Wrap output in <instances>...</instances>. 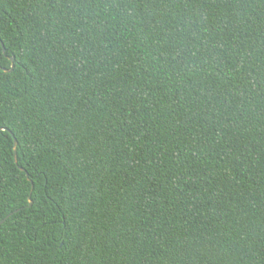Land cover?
I'll use <instances>...</instances> for the list:
<instances>
[{
	"label": "trees",
	"instance_id": "1",
	"mask_svg": "<svg viewBox=\"0 0 264 264\" xmlns=\"http://www.w3.org/2000/svg\"><path fill=\"white\" fill-rule=\"evenodd\" d=\"M0 127V264H264V0H0Z\"/></svg>",
	"mask_w": 264,
	"mask_h": 264
},
{
	"label": "water",
	"instance_id": "2",
	"mask_svg": "<svg viewBox=\"0 0 264 264\" xmlns=\"http://www.w3.org/2000/svg\"><path fill=\"white\" fill-rule=\"evenodd\" d=\"M2 44H3V42H2ZM3 47H4V45H3ZM5 50H6V49H5V47H4V51H5ZM10 59H11V61H12V66H11V68H9V69L4 68V70L7 71V72L11 71V70L13 69V67H14V57L12 56V57H10ZM2 129H4V128L0 127V130H2ZM17 146H18V141H17V139H15V146H14V149H15V158H16V160H17ZM21 169L25 171V168L21 167ZM27 176H28V178L30 179L28 173H27ZM31 204H32V200L30 199V205H31ZM18 210H19V209H16L15 211H13V212H11L9 215H7L4 219H2V220L0 221V225H1L2 223H4V222L7 220V218H8L9 216H11L13 213L17 212Z\"/></svg>",
	"mask_w": 264,
	"mask_h": 264
}]
</instances>
